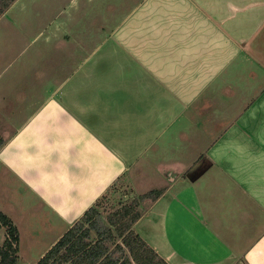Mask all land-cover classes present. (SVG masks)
<instances>
[{
	"label": "crops",
	"instance_id": "obj_1",
	"mask_svg": "<svg viewBox=\"0 0 264 264\" xmlns=\"http://www.w3.org/2000/svg\"><path fill=\"white\" fill-rule=\"evenodd\" d=\"M174 1L143 0L128 41L115 27L21 121L22 94L4 98L0 113L19 123L0 145V210L17 227L19 263L23 231L24 251L46 241L34 264L187 127L134 231L168 264H264V0Z\"/></svg>",
	"mask_w": 264,
	"mask_h": 264
},
{
	"label": "rangeland",
	"instance_id": "obj_2",
	"mask_svg": "<svg viewBox=\"0 0 264 264\" xmlns=\"http://www.w3.org/2000/svg\"><path fill=\"white\" fill-rule=\"evenodd\" d=\"M142 1L15 0L0 17V109L5 108L4 98L12 103L14 95L22 94L23 112L15 115L21 121L28 110L53 91L59 79L74 68L79 56L89 52L115 27L118 28L116 34L119 39L128 41L133 32L130 29H140L143 21L141 19L132 25L133 19L126 20ZM157 3L153 4L156 8ZM151 4L152 1L145 2L141 10H148ZM162 5L176 7L174 0L168 3L163 0ZM16 119L12 112L0 113V139L14 130L19 123ZM190 135L189 129L184 127L181 133H173L165 145L162 141L159 143L161 139L152 145L151 152L102 196L98 206L101 215L104 217L124 202H130L133 196L162 187L166 171L173 168L174 153L181 146L176 139ZM150 202L141 201L135 208L143 211ZM23 232L20 260L30 264L35 259L31 253H37L46 241H31L30 251H24L30 242ZM3 236L4 228H1L0 241Z\"/></svg>",
	"mask_w": 264,
	"mask_h": 264
},
{
	"label": "trees",
	"instance_id": "obj_3",
	"mask_svg": "<svg viewBox=\"0 0 264 264\" xmlns=\"http://www.w3.org/2000/svg\"><path fill=\"white\" fill-rule=\"evenodd\" d=\"M15 0H0V16ZM3 140L0 139V145ZM163 189H150L129 199L102 216L96 203L88 208L34 264H168L133 229L141 211L139 202L154 201ZM5 239L0 245V264H21L18 261V230L0 210V228Z\"/></svg>",
	"mask_w": 264,
	"mask_h": 264
}]
</instances>
